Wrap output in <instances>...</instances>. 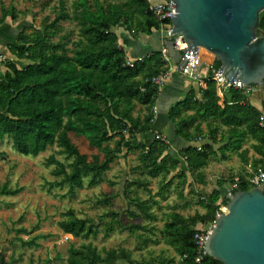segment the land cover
Wrapping results in <instances>:
<instances>
[{"label":"trees","instance_id":"trees-1","mask_svg":"<svg viewBox=\"0 0 264 264\" xmlns=\"http://www.w3.org/2000/svg\"><path fill=\"white\" fill-rule=\"evenodd\" d=\"M58 6L50 24L32 34L22 29L17 46L9 48L15 59L25 60L27 64L19 68L14 61L4 62L7 71L0 78V141L6 138L14 151L31 158L58 148L68 163L50 156L47 164L55 166L53 174L62 178L59 186L66 185L70 196L83 189L86 180L88 187L97 185L117 157L134 151L138 152L140 163L135 170L141 175L163 180L171 176L165 187H170L176 178L185 183L190 175L204 184L203 170L217 154L220 161H227L234 155L244 169L250 166L255 172H264V128L259 126L264 110L252 106L237 90L230 89L219 99L215 84L210 80L204 82L200 90L191 89L168 110L167 118L174 137L188 144L176 157L168 153L169 144L161 140L155 139L149 146L135 141L138 135L152 130L153 106L159 92L147 80L164 71L166 62L162 52L156 51L141 62H134L132 67H124L126 57L114 30L124 26L135 36H150L153 31H159L160 24L148 13L145 0L120 3L76 0L71 5L72 18L63 2ZM8 18L16 22L18 13L11 6L1 7L0 25ZM70 19L78 28V38L71 41L68 33L54 40L62 31L60 24ZM256 34L264 36V18L258 23ZM211 68L219 69L220 63L214 61ZM136 105L145 109L143 118L133 115ZM71 136L84 139L97 154L81 153ZM198 141L207 142L194 146ZM215 144L220 145L217 150ZM180 162L184 163L186 173L179 171ZM246 175L238 176L242 183L235 192L250 189L244 183ZM134 185L146 187L147 183L126 182L125 196L144 218L154 220L144 202L129 198ZM222 186L221 180L217 190L200 199L203 215L187 218L177 213L167 215L164 240L181 264H192L196 255L192 237L198 232L197 226L213 223L219 208L227 205L226 198L221 200ZM1 194L15 196L18 191L5 187ZM110 215L120 229L130 235L136 233L138 227L123 226L117 221L118 214ZM63 218L58 228L64 234L84 240L96 236L94 222L78 218L73 210H67ZM38 239L47 237L40 236L31 242L35 244ZM129 258V254L120 250L108 251L102 257L96 248L85 245L71 247L67 263H131ZM204 263L221 264L208 256ZM0 264L9 263L0 256ZM158 264L173 262L160 260Z\"/></svg>","mask_w":264,"mask_h":264},{"label":"rangeland","instance_id":"rangeland-1","mask_svg":"<svg viewBox=\"0 0 264 264\" xmlns=\"http://www.w3.org/2000/svg\"><path fill=\"white\" fill-rule=\"evenodd\" d=\"M75 1L0 0V16L1 7L11 6L18 13L16 22L8 18L0 26V47L17 46L16 40L22 29L26 34L43 30L54 19L60 2L64 3L66 12L72 18L71 5ZM99 1L120 3L124 0ZM60 26L62 31L54 36V40L68 33L71 34V41L78 38L79 31L72 19L62 22ZM16 61L18 67L27 64L25 60ZM251 104L260 111L264 110L253 98ZM134 108V116L143 118L146 115L143 107L136 105ZM71 140L81 153L88 156L97 154L96 150L89 148L84 139L71 136ZM206 142L198 141L193 145L201 146ZM219 146L215 144L214 149L217 150ZM245 148H248L247 144ZM137 155L138 152L134 151L117 157L110 170L103 175L101 182L88 187L86 180L84 188L70 196L66 185L59 186L62 178L53 174L55 166L47 164L50 156L64 164L68 163L58 148L48 149L46 153L36 158L25 157L14 151L11 143L4 138L0 141V256L9 264H68V251L71 247L91 245L102 257L112 250L125 251L129 254L131 263L117 261L114 264H158L160 260L181 264L180 258L164 240L167 215L177 213L186 218L195 214L203 215L204 210L199 205L200 199L210 196L217 190L221 180L222 200L226 198L234 177L245 174L248 176L250 171H254L250 166L244 169L234 155L227 161H220V155L217 154L203 170L204 184L198 183L196 178L190 175L185 183H181L182 179L176 178L170 187H165L171 176L163 180L161 177L153 179L145 174L141 175L135 170L140 166ZM179 171L186 173L183 162H180ZM135 180L147 183V186L134 185L130 188L128 196L144 202L149 207V213L154 215V220L144 218L124 194L126 182ZM5 187L9 191H18V194L2 195L1 191ZM69 209L73 210L78 218L94 222L97 229L95 237L85 240L74 238L58 228V223L64 219L63 214ZM112 213L118 214L117 221L119 220L123 226L138 227L136 233L130 235L128 231L120 229L113 221L110 215ZM128 213L138 217L132 218ZM207 229L208 225H198L196 228L198 232ZM40 236H46L47 239L36 240V245L31 242Z\"/></svg>","mask_w":264,"mask_h":264},{"label":"water","instance_id":"water-1","mask_svg":"<svg viewBox=\"0 0 264 264\" xmlns=\"http://www.w3.org/2000/svg\"><path fill=\"white\" fill-rule=\"evenodd\" d=\"M170 1L175 14L171 31L182 35L187 49L178 51L166 41L168 58L182 68V54L193 50V57L196 52L206 57L205 64L219 62L218 74H227V81L262 87L258 95L264 96V36H256L264 0ZM226 199L227 212L214 221L204 251L221 264H264V185L234 190Z\"/></svg>","mask_w":264,"mask_h":264},{"label":"built area","instance_id":"built-area-1","mask_svg":"<svg viewBox=\"0 0 264 264\" xmlns=\"http://www.w3.org/2000/svg\"><path fill=\"white\" fill-rule=\"evenodd\" d=\"M146 7L148 13L160 24V32L162 33L163 37L165 38V41L170 42L172 41L175 45V49L178 51H182L187 49V45L181 36L175 35L172 33V25L170 19L173 18L174 14V5L170 0H145ZM134 32L131 31V34ZM178 36V37H176ZM176 37V38H175ZM174 38V39H173ZM193 50H190L189 53L186 52L185 54H182L181 59L184 61L185 65L184 67L178 69L179 74L186 78L188 81L194 83L197 85L198 90L202 89L204 82L207 80L212 81L215 84L216 88V94L219 99L223 97V94L228 90H237L240 91L246 98L247 101H249V98L257 96L258 93L263 89L259 86H241L242 82L240 81L239 84H235L234 80L235 78L227 79V74L223 73L221 76L218 74L220 68L215 70L211 69V66L209 67L208 74L205 76V78H201V68L203 67L202 58L200 55H198V52L195 53L193 57ZM163 58L166 62V69L157 76L150 77V79L147 80L151 86L156 88L158 92L162 90V88L165 86L166 82L168 81L170 75H171V69L168 67V64L170 63V59L168 58V50L166 48L162 51ZM188 55V56H187ZM143 59L137 60V62H141ZM5 61H13V59H5L0 58V62ZM136 61H127L124 64V67H132L133 63ZM210 73V77H209ZM223 77V78H222ZM232 79V80H231ZM231 80V82H229ZM153 114H155V111H153ZM154 122V120H153ZM259 126L264 128V116L260 117L259 120ZM156 140H161L162 142L168 144L167 140L165 138L160 137L159 135L155 136ZM241 180L239 177L233 178V184L231 185L230 190L228 191V194L226 197L230 195L231 192L236 190L238 186L241 184ZM244 183L250 188H259L262 185H264V172L263 171H250L248 173V176H246ZM225 208V207H222ZM221 207L219 208L217 212V217H219L221 214H224ZM219 211H221V214L219 215ZM214 223V222H213ZM213 223L207 224L208 229L206 231L196 232L193 237V245L196 248V255L193 259L192 264H205L204 259L207 256L206 252L204 251V245L203 243L206 240L207 234L210 231L211 227L213 226Z\"/></svg>","mask_w":264,"mask_h":264},{"label":"crops","instance_id":"crops-1","mask_svg":"<svg viewBox=\"0 0 264 264\" xmlns=\"http://www.w3.org/2000/svg\"><path fill=\"white\" fill-rule=\"evenodd\" d=\"M115 30H120L119 33H117L116 31L114 32L118 37V45L123 50L127 61H137L140 59H144L153 52H162L165 48L166 41L160 31H153L150 36L139 35L133 37L128 31L123 29L122 26L116 28ZM11 46L12 45H7L6 48L0 47V58H13L9 51V48ZM201 58L203 62V67L200 71L201 78H205V76L208 74L207 71H209L208 66L210 65L204 63V60L206 58L205 56H201ZM16 60L17 59H14L13 61L16 63V65H18ZM24 66L21 65L19 66V68ZM168 67H170L171 69V75L168 81L166 82L165 86L160 91L156 103L153 106V111H155V114L152 130L145 135H138L135 141L141 145L149 146L152 141L155 140V136L159 135L160 137L165 138L167 140L169 144L168 153L171 156L176 157L178 155L179 150L187 147L188 144L174 137L173 128L167 118L168 110L170 106L183 99L184 96L191 89L197 91L198 88L196 84L188 81L186 78H183L179 74V67L173 61H170ZM6 71L7 69L4 66V62H0V78L3 77ZM251 98L256 100V102L258 103L257 105H259L261 109L264 108L263 94ZM251 98H249L250 103Z\"/></svg>","mask_w":264,"mask_h":264},{"label":"bare ground","instance_id":"bare-ground-1","mask_svg":"<svg viewBox=\"0 0 264 264\" xmlns=\"http://www.w3.org/2000/svg\"><path fill=\"white\" fill-rule=\"evenodd\" d=\"M200 56H202V55H200ZM225 209V208H224ZM227 211H226V209H225V213H226Z\"/></svg>","mask_w":264,"mask_h":264}]
</instances>
